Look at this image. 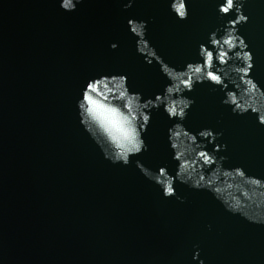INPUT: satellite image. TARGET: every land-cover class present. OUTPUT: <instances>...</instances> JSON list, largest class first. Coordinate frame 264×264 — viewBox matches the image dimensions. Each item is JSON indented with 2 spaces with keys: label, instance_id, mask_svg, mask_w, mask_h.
Returning a JSON list of instances; mask_svg holds the SVG:
<instances>
[{
  "label": "water",
  "instance_id": "95a60500",
  "mask_svg": "<svg viewBox=\"0 0 264 264\" xmlns=\"http://www.w3.org/2000/svg\"><path fill=\"white\" fill-rule=\"evenodd\" d=\"M169 2L132 0L125 10L129 0H84L67 13L58 0H0V264H264V224L179 183L184 202L165 199L136 169L138 159L175 174L167 142L175 121L162 110L153 111L144 135L148 150L127 166L105 160L79 124L76 100L92 77L125 74L145 98L168 83L160 70L171 69L137 54L128 19L146 21V39L159 56L183 68L197 60L210 32L236 18L234 11L218 14L223 0H187L181 21ZM243 13L248 21L237 28L253 55L249 75L264 89V0H247ZM142 54L153 58L147 48ZM233 86L243 107L264 109V93L245 95L240 83ZM187 95L195 100L187 128L222 133L206 150L224 144L217 155L227 157L225 168L264 179V126L255 115H233L210 84ZM202 171L223 201L264 213V189L231 173L209 177L207 166Z\"/></svg>",
  "mask_w": 264,
  "mask_h": 264
},
{
  "label": "clouds",
  "instance_id": "9594fccd",
  "mask_svg": "<svg viewBox=\"0 0 264 264\" xmlns=\"http://www.w3.org/2000/svg\"><path fill=\"white\" fill-rule=\"evenodd\" d=\"M68 2L69 0H58L61 11L74 12L84 0H71L70 8ZM246 3L247 0H223V3L218 5L217 12L220 16L234 11L235 20L229 19L222 30L210 32L207 43H201L198 47L197 60L187 62L183 68L169 65L159 56L155 47L146 39V21L128 19L129 31L137 38V54L149 65L155 61L159 70L161 65L171 69L167 74L160 70L168 83L162 93L156 94L154 98H145L141 92L129 88L127 75L100 74L88 79L80 90L76 100V113L80 126L100 149L103 158L113 165L127 166L132 157L148 150L144 135L150 125L153 111L162 110L169 121H175L167 129L171 160L176 164L175 174H170L166 166L156 170L150 169L137 159L135 167L140 174L155 184L165 199L176 197L181 203L184 202L183 198L176 194L174 185L179 183L193 190L208 191L223 205L225 211L233 215L239 214L252 223L264 224V213L244 212L238 203H229L218 197V189L213 188L212 181L206 179L202 169L207 166L209 177L213 173H231L234 178H240L245 183L250 182L255 186V190L264 189V179L246 175L243 167L225 168L227 157L217 154L225 150L226 145L217 144L211 152L206 150L208 145L219 140L222 133L215 132L212 128L193 132L184 123L195 103L187 94L198 84H210L223 94L220 103L230 109L233 115L242 116L250 111L255 115L256 122L264 126V109L252 107L249 110L243 107L237 99L239 91L233 86V81L240 83L245 95L249 89L254 93H264V89L249 75L253 68V55L245 50L249 46L244 37L238 34L237 25L248 21V16L243 13ZM131 6L132 0H129L124 8L126 10ZM179 7L183 10L177 12V0H170V13L183 21L189 14L187 0H180ZM109 47L115 50L118 45L111 43ZM145 48L153 53V58L147 61L142 54ZM198 256L199 252L196 251L192 259L196 261ZM199 264H204V261L199 260Z\"/></svg>",
  "mask_w": 264,
  "mask_h": 264
}]
</instances>
